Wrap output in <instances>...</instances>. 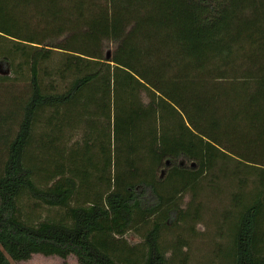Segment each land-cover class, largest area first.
Here are the masks:
<instances>
[{
	"label": "trees",
	"instance_id": "16d2710c",
	"mask_svg": "<svg viewBox=\"0 0 264 264\" xmlns=\"http://www.w3.org/2000/svg\"><path fill=\"white\" fill-rule=\"evenodd\" d=\"M78 11L110 59L0 31V264H264V0H0Z\"/></svg>",
	"mask_w": 264,
	"mask_h": 264
},
{
	"label": "rangeland",
	"instance_id": "374dc122",
	"mask_svg": "<svg viewBox=\"0 0 264 264\" xmlns=\"http://www.w3.org/2000/svg\"><path fill=\"white\" fill-rule=\"evenodd\" d=\"M14 17V15H12ZM4 17L0 15V31L19 37L20 40L34 45L44 46L48 42L51 48L78 53L82 56L95 59H110V55L115 49L114 42L110 36V17L109 15H100L94 12H73L67 13L63 27H52L33 23L26 28H21L18 23L14 25L7 24ZM11 18H8L10 20ZM3 28V29H1ZM79 33V35H78ZM5 67H3L4 69ZM187 200V197L185 198ZM227 205V206H226ZM219 207V213L222 215L224 210L230 209L226 202L222 204L216 202ZM224 209V210H223ZM223 210V212L221 211ZM222 212V213H221ZM199 229L204 231V226L200 225ZM128 240L131 243H138L140 238L133 232L128 233ZM204 240L202 236L198 238V242ZM205 252L207 247L201 246ZM197 255H201V251L195 250ZM13 264H78L74 256L62 259L58 256H44L42 254H34L31 259Z\"/></svg>",
	"mask_w": 264,
	"mask_h": 264
},
{
	"label": "water",
	"instance_id": "95a60500",
	"mask_svg": "<svg viewBox=\"0 0 264 264\" xmlns=\"http://www.w3.org/2000/svg\"><path fill=\"white\" fill-rule=\"evenodd\" d=\"M0 73H1V74H9L10 72H9L8 69H3V68H2V65L0 64Z\"/></svg>",
	"mask_w": 264,
	"mask_h": 264
}]
</instances>
